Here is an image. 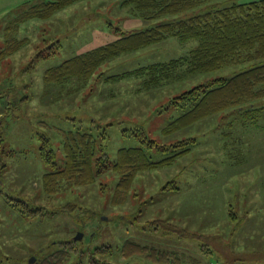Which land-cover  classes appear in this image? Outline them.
I'll use <instances>...</instances> for the list:
<instances>
[{
  "label": "rangeland",
  "instance_id": "374dc122",
  "mask_svg": "<svg viewBox=\"0 0 264 264\" xmlns=\"http://www.w3.org/2000/svg\"><path fill=\"white\" fill-rule=\"evenodd\" d=\"M50 1L0 0V54L8 42L19 44L0 61V264H87L95 253L101 262L155 264L153 249L178 252L187 264H264V117L242 127L219 114L166 137L163 127L178 116L167 110L171 100L203 77L173 78L150 92L136 77L102 84L104 74L167 63L196 44L177 38L104 65L102 83L95 75L84 85L46 88L48 69L155 23L125 0H77L48 19H27ZM76 129L98 135L111 161L120 148L145 146L144 137L155 143L156 161L178 141L196 143L172 165L137 175L127 193L118 192L111 170L82 186L62 180L50 192L43 178L53 168L41 157L40 137L51 139L60 169L61 131ZM127 241L149 250L132 245L125 259Z\"/></svg>",
  "mask_w": 264,
  "mask_h": 264
},
{
  "label": "trees",
  "instance_id": "16d2710c",
  "mask_svg": "<svg viewBox=\"0 0 264 264\" xmlns=\"http://www.w3.org/2000/svg\"><path fill=\"white\" fill-rule=\"evenodd\" d=\"M76 1L56 0L39 4L28 12L27 19H48ZM125 5L147 23H155L140 31L124 33L111 43L48 69L43 78L46 88H64L72 81L84 85L95 75L102 83L100 77L104 73L98 71L104 65L123 55L177 38L182 43L195 41L196 44L185 55L167 63L104 74L102 84L136 77L142 85L140 91L150 92L163 87L173 78L181 80L185 76L199 80V77H203V82L181 91L171 100L167 110L178 112V116L163 127L162 134L166 137L219 114L231 119L229 126L234 123L242 127L255 124L264 117V0H125ZM18 48L19 44L14 47L11 41L8 42L6 50L0 54V61ZM237 66H241L242 70L231 77L205 78ZM137 131L142 133L144 130L138 128ZM98 138L92 132L79 129L61 131L65 163L58 169L51 139L40 137L41 157L53 168L52 172L44 175L45 188L52 192L57 185H61L62 180L71 183L69 186H82L111 170L119 176L118 192L127 193L137 175L172 165L177 159L189 155L196 143L194 138L178 141L174 146L175 149L179 148L178 151L174 149L165 158L156 161L149 154L155 143L144 140V137L142 143L145 146L120 148L111 161L104 146L98 145ZM98 153L101 155L97 156ZM132 245L138 251L149 250L127 241L121 249L123 258L131 257L132 254H127L126 250ZM149 256L155 264H187L185 256L178 252L153 249ZM55 257L56 261H60L59 254ZM49 263L53 264L52 261ZM87 264L115 263L101 262L95 253Z\"/></svg>",
  "mask_w": 264,
  "mask_h": 264
},
{
  "label": "water",
  "instance_id": "95a60500",
  "mask_svg": "<svg viewBox=\"0 0 264 264\" xmlns=\"http://www.w3.org/2000/svg\"><path fill=\"white\" fill-rule=\"evenodd\" d=\"M83 238V235L82 234H79L76 238H75V240H81ZM36 261V258H32L31 260H30V263L31 264H34V262Z\"/></svg>",
  "mask_w": 264,
  "mask_h": 264
}]
</instances>
